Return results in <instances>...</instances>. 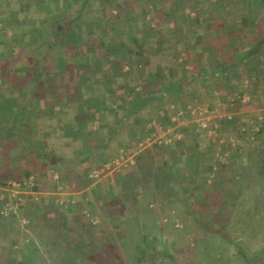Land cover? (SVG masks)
Instances as JSON below:
<instances>
[{"label":"rangeland","instance_id":"374dc122","mask_svg":"<svg viewBox=\"0 0 264 264\" xmlns=\"http://www.w3.org/2000/svg\"><path fill=\"white\" fill-rule=\"evenodd\" d=\"M92 2L97 9L93 16L102 17L105 2ZM119 6L117 2L115 9ZM11 7L15 4L0 0L3 54L18 63L16 72H33L36 65L19 46L32 40V35H22L30 26L25 17L12 15ZM94 17L89 27H95ZM221 28L229 27L224 23ZM169 37L178 43L175 35ZM236 41L232 37L226 43ZM69 70L64 71L68 77ZM132 70L139 72L135 66ZM113 72L117 75L118 68ZM122 90L111 92L116 107L118 99L123 103L134 97L133 88ZM174 94L166 97L176 103L165 112L161 108L160 119L148 105L142 110L147 120L142 129L119 130L115 156L91 165L82 178L59 174L55 192L45 189L46 178L40 185L34 176H10L5 184L0 178V264H88L87 254L96 264H264V257L255 263L264 248V172L252 166L255 154L264 151V131H259L264 110L238 103L241 112L236 113L234 106L226 109L221 96L217 105L206 95L192 99L186 91L188 102L180 111L181 96ZM191 131L197 138L190 142ZM9 180L19 185L6 187ZM5 207L11 209L4 212ZM210 224L222 226L224 235L209 229Z\"/></svg>","mask_w":264,"mask_h":264},{"label":"crops","instance_id":"0c3cea01","mask_svg":"<svg viewBox=\"0 0 264 264\" xmlns=\"http://www.w3.org/2000/svg\"><path fill=\"white\" fill-rule=\"evenodd\" d=\"M111 1L114 3L124 2V0ZM130 1L127 0V2ZM230 1H227L228 4H230ZM7 2L15 4L14 9L11 7L13 9L12 15L17 16V18L25 17V24L30 26L24 28L22 35L27 37L32 35L33 38L37 36V32L33 33V31H39V29H34L33 26L41 27L48 23L51 24L56 17L64 13V9L68 6L67 2L64 3L65 8L62 10L58 5H51L52 0H7ZM222 2L208 0L206 5L202 7L203 10L194 6L190 11L180 8L179 13L184 17V20L179 22L177 17L172 18V20H176L175 23L171 22L172 20L170 21V25L175 29L174 32L171 31V27H165L168 32L171 31L169 36H176L178 43L172 44L170 37L167 42L162 43L172 47L174 50L173 57L176 58L174 63H170V75L163 82L169 81L172 73L181 77L174 84V89L169 94H180L181 98L178 102L180 106H177L180 111L184 109L185 103L188 102L185 100L188 97L186 91L191 94L192 99L197 100L198 97L206 95V98H211V101L217 105H219L221 96L226 102V109L229 110V107L234 106V110H237L236 113L241 112L240 105L241 108L251 109L254 107L253 110L255 108L264 110L263 104L255 106L256 103L253 100V98L258 97L261 91L260 101L264 102V71H261L258 64L260 62L264 63V55L260 57V60L256 57L250 60L245 59L238 65L237 70L231 77L232 79H238L236 86L225 88L217 81L211 80L209 72H204V70L210 71L213 69L217 61L225 59V57L221 58L224 53L217 52L215 49L217 45L225 49L227 53L237 49V47H239V50L244 51L248 48L247 43L251 39L249 35L255 34L257 29L256 25L254 28L251 27L254 29L253 32L252 29H244L239 32L235 28H221L222 24H226L230 17L233 18L234 14L237 15L238 13L233 14L230 6L225 7ZM34 3L36 4L35 10L32 8L30 10L26 9L27 5L33 7L32 4ZM17 4H26V6L19 5V8ZM132 4L135 5L134 2ZM137 7L139 6L137 5ZM127 8L130 10L131 6ZM96 11L97 9H95V13H97ZM99 13L102 14V12ZM93 17L88 22L92 21ZM94 18L97 19L95 20L97 21L95 27H89L85 23L84 26L79 28L78 32L85 34L88 31H94V35L105 32L106 28H103L100 24L102 17L96 15ZM110 34L113 35L114 32H110ZM231 36L233 38L237 37L234 45L230 42L226 43L228 39H232ZM3 39L8 41L10 38L7 36ZM1 40L0 43H3ZM107 46L110 49L114 48V44L111 42ZM4 47V44H0V174H5L8 177L21 179L27 177L28 174V176L35 177L38 185H40L42 178H46L48 179V185L45 186V189L55 192L57 191L59 174L68 179L82 178L88 174L91 165L105 162L108 159L107 155L110 150L121 146L115 136L123 127L131 132L142 129L147 121L144 118V113L142 114V110L146 106L149 105L151 115H158V119L163 116L160 115L162 112L158 113V111L163 108L162 111L165 112L167 108L166 100L159 97L156 83L151 81L148 76L142 75L140 81L135 82L133 85L130 84L128 88L132 89L133 86L134 90L131 93L139 92L143 98L149 97V102L150 100L151 102H148L145 107L133 111L131 117L125 119V121L120 120V116L125 111L119 110L114 101L110 99L114 96L111 92H117V90L113 87L108 90L107 85L102 84L103 82L104 84L110 82L112 77L116 76L113 69L118 68V57H115L110 62V67L107 68L111 69L110 76H108L107 69L104 71L107 74L105 78L91 74L86 76L87 82L90 84L94 81L103 85L102 89L99 86L94 92L60 91L59 89L45 92L27 91L28 84L33 76L16 72L18 63L10 60V58H5L3 54ZM235 53L236 51H234V55H230L229 60H233ZM142 59L143 56L137 54L135 55V61H138V63L124 66V69L130 70L133 78L140 76L143 71ZM30 60L34 65L38 64L36 59L30 58ZM47 61L46 63L49 64ZM71 62L72 59L68 55L66 63ZM94 62V59L82 61L85 66H91ZM133 66L140 73H135L132 70ZM230 67L228 73L232 74V67ZM65 74L52 76L47 80L57 83L62 81L66 84L73 78L76 81V77H71L73 75L68 77ZM258 81L262 82V88L251 90L250 85L253 84V87H255ZM145 87L147 90H144ZM247 87H249V90L243 91ZM122 91L123 93L127 92L126 89ZM129 92L130 90H128V94ZM15 97L20 100L15 102ZM155 100L163 101V103H160L162 106L156 105ZM175 103V100L170 102L171 105ZM238 103H240L239 107ZM98 105H100V108H97ZM224 118L226 116L222 117V119ZM183 129L182 127L181 130L184 131ZM134 145L135 143L130 144V146Z\"/></svg>","mask_w":264,"mask_h":264},{"label":"trees","instance_id":"16d2710c","mask_svg":"<svg viewBox=\"0 0 264 264\" xmlns=\"http://www.w3.org/2000/svg\"><path fill=\"white\" fill-rule=\"evenodd\" d=\"M54 1L57 2L55 3ZM92 1L52 0L51 5H58L62 10L65 8L63 4L68 3V6L64 9L65 11H63L64 13L56 17L51 24L48 23L41 26L39 35L36 38L22 41L19 44L20 49L25 51L26 56L36 59L38 63L33 68V72L27 71V68L24 70L25 74L28 75V73H31L33 76V79L28 84L29 90L45 92L57 91L59 89L60 91L94 92L99 86L103 88V85H107L108 90H111L112 87L116 90L127 89L130 84L133 85L135 82L140 81V78L143 77L142 75H146L151 81L156 83L159 97L165 99L166 106L169 107L172 100L166 96L173 91L174 84L181 79L180 76L172 73L170 80L166 83L163 82L170 75V63L176 61V58L173 57L174 50L172 47L162 44L168 41L169 33L175 30L170 25V21L172 18L177 17L178 21L182 22L184 17L179 13L180 8L190 11L194 6L203 10L202 7L206 5V1L208 0H194L192 2L189 0H131L129 5L134 2L136 7L137 5L140 7V9L137 7L140 11L136 13L134 11L132 12L131 9L129 10L127 8L128 6L124 5L123 2H119L120 6L116 10V3L111 0H104L105 9L102 11L100 24L106 27L105 32H100L97 35H94V31L80 34L78 32L79 28L84 26L95 12V3ZM219 1L221 3L223 0ZM224 1L222 2L223 5L225 7L230 5L233 14L238 12L237 15L234 14L231 22L226 21L228 27L235 28L239 32L244 29H252L251 27L254 28L255 25L257 27L255 34L249 35L251 39L247 43L248 48L244 51L239 50V47H237V49L227 53L225 49L217 45L215 49L217 52L224 53L221 58L225 57V59L217 61L215 67L210 71L204 70L205 73H210L211 80L217 81L223 87L228 88L229 86L237 85L238 79H232L231 77L243 60H250L254 57L260 60V57L264 54V0H245L238 4L236 0H231L230 4H228V0ZM26 9L30 10L29 5H27ZM151 11L153 12L152 15ZM149 14L151 16L147 18ZM165 27H171L172 30L168 32ZM253 31L254 29H252ZM110 32H114V34L112 35ZM155 36L158 38L157 41L153 39ZM110 42L114 44L113 49L107 46ZM15 45L17 46L18 44L16 43ZM234 51L236 53L233 60H229L230 55H234ZM137 54L143 56L141 61L143 63V71L141 72L142 74L140 73V76L133 78L130 70L124 69V66L138 63V61H135V55ZM68 55L72 59V62L69 63L72 66L65 63ZM115 57H118L117 67L119 72L116 76L112 77L110 82L102 83L103 85L101 83L94 84V81L91 84L87 82L86 76L88 74L105 78L107 74L104 71L110 67V62ZM92 59L95 62L91 66L83 65L82 61H90ZM46 60H48L47 62L49 64L46 63ZM258 64L261 71H264V63L260 62ZM229 67L231 68L232 74L228 73ZM66 69H70V76L73 75L72 77H76V81L73 78V80L66 84L62 81L57 83L55 81H49V79L47 80V78L52 76L56 77L57 75L64 74ZM120 79L122 82H118ZM262 85V82L258 81L252 89H261ZM260 93L261 91L259 95ZM259 95L253 98V100L257 103L256 105H264V102L260 101L261 96ZM112 99L117 101L115 96H112ZM148 102L149 97L143 98L139 92H136L132 99L128 98V100H124L123 103L118 99V109L125 111L120 116V120L125 121V119L131 117L133 111L145 107ZM259 131L263 132L264 128L260 127ZM189 135L190 142L197 138L193 131ZM117 150L118 148H114L111 151L112 153L107 155L108 158L115 156L118 152ZM255 155V165L252 166L257 171L264 172V151ZM7 177L5 174H0V178L4 184ZM235 177L237 178V176ZM221 227L217 224H210L208 226L214 232H219L221 235H224ZM78 255H81V253L78 252ZM263 257L264 248L257 252L255 263L262 261ZM87 259L89 260L88 264H96L97 262V259L90 254H87Z\"/></svg>","mask_w":264,"mask_h":264},{"label":"built area","instance_id":"2783aa9c","mask_svg":"<svg viewBox=\"0 0 264 264\" xmlns=\"http://www.w3.org/2000/svg\"><path fill=\"white\" fill-rule=\"evenodd\" d=\"M199 109H200V107H199ZM9 185H12V186H15V185H19V182L17 183L16 181H14V180H9V181H7L6 182V187L8 186L9 187ZM7 189V188H6ZM8 209H11V208H4V212H6V210H8Z\"/></svg>","mask_w":264,"mask_h":264}]
</instances>
